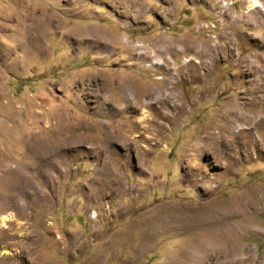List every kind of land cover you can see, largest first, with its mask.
Listing matches in <instances>:
<instances>
[{
    "label": "rangeland",
    "instance_id": "1",
    "mask_svg": "<svg viewBox=\"0 0 264 264\" xmlns=\"http://www.w3.org/2000/svg\"><path fill=\"white\" fill-rule=\"evenodd\" d=\"M258 1L0 0V264H264ZM165 79L183 110L143 131L117 87Z\"/></svg>",
    "mask_w": 264,
    "mask_h": 264
},
{
    "label": "bare ground",
    "instance_id": "2",
    "mask_svg": "<svg viewBox=\"0 0 264 264\" xmlns=\"http://www.w3.org/2000/svg\"><path fill=\"white\" fill-rule=\"evenodd\" d=\"M247 3H248V7L251 9V10H257L258 8H262V5H260L259 1L258 0H247ZM259 10V9H258ZM38 33V32H37ZM39 36V35H38ZM63 36V35H62ZM101 38L102 42V47H108L112 40L109 39L107 36H101L99 37ZM92 42V41H90ZM95 42V41H94ZM154 46V45H153ZM98 47V46H97ZM157 47V45H156ZM159 47V46H158ZM33 48V47H32ZM132 48V47H131ZM136 48V47H134ZM138 48V47H137ZM141 48V47H140ZM144 48V46H143ZM34 49V48H33ZM138 50V49H137ZM144 50V49H143ZM146 50V49H145ZM140 52V51H139ZM148 52V51H147ZM146 52V53H147ZM155 52V51H154ZM158 53V52H157ZM151 57V56H150ZM159 64V65H163V61L161 63H156V65ZM200 64V63H199ZM174 66V65H173ZM172 69V68H171ZM169 71H171L170 69H167V72H168V75L169 77L172 78V80H174L175 76L172 74H169ZM168 77V78H169ZM166 80V81H165ZM164 80V84L163 86L159 87V88H155V89H150L148 92H146V94H139L137 91L133 90L131 88V84L132 83H126L125 81L123 83H121L118 87H117V91L119 92L120 95V98H121V104L123 106L122 110L121 111H128V110H131V111H137V110H141V113H140V116L138 117V124L141 126V129L143 131H151V127L152 125L154 124V117L153 115L148 111V109H154L159 117L162 119V120H166L167 118H172L174 116V114H178L180 111L183 110V102L181 101L180 99V96L179 94L176 92V87H175V81H167V79ZM101 84V83H100ZM102 87V86H101ZM103 88V87H102ZM105 88V87H104ZM107 89V88H106ZM94 90V89H93ZM104 91V90H103ZM92 92V91H91ZM105 92V91H104ZM94 93V91H93ZM107 93V92H105ZM103 96V95H102ZM105 98V97H104ZM110 100V99H109ZM107 101V100H106ZM104 102V101H103ZM104 104V103H103ZM111 105V104H110ZM109 105V106H110ZM100 106V104H99ZM115 106V105H114ZM96 107V106H95ZM121 107V106H120ZM118 108V107H117ZM119 112V111H118ZM120 113V112H119ZM116 116V115H115ZM118 116V115H117ZM127 116V115H126ZM132 116V115H131ZM135 116V115H134ZM158 117V118H159ZM128 118V117H127ZM125 119V118H124ZM132 119V118H131ZM135 119V118H134ZM133 120V119H132ZM107 122V121H106ZM105 123V122H104ZM117 123V122H116ZM110 124V123H109ZM115 124V123H114ZM159 126L163 129V125H160ZM115 127V126H114ZM119 127V125H118ZM139 127V126H138ZM117 128V127H116ZM119 129V128H117ZM121 129V128H120ZM167 129V127H166ZM108 130V129H107ZM112 130V128H111ZM109 131V130H108ZM122 131V129H121ZM113 132V131H112ZM117 132V131H115ZM156 133V132H155ZM109 134V136H108ZM107 136L112 140H114V138L116 137V133H108ZM164 134V133H163ZM47 135V134H46ZM61 133L59 130H57V132L54 134V135H49V137H37V140L39 141L38 142V145H39V151L40 152L38 154L40 155H36V156H32V167L35 168L36 170L38 171H46L47 169H57L58 168V164L55 163L53 160H51V156H53L54 154L57 153V151L60 148L59 146V142H58V139L61 137L60 136ZM119 135V134H117ZM122 135V134H121ZM161 135V134H160ZM167 135V134H166ZM209 135V134H208ZM139 137H142L141 138V141L140 142H143L144 145H146L147 148H149L151 146V143H150V140L149 138H145L143 136H139ZM208 137V136H206ZM211 137V136H210ZM64 138V137H63ZM151 138V137H150ZM209 138V137H208ZM61 139V138H60ZM69 139V137H68ZM72 139V138H71ZM70 139V140H71ZM117 139V138H116ZM119 139V138H118ZM117 139V140H118ZM212 140L215 139V136H212L211 137ZM34 140V139H32ZM36 140V139H35ZM122 140V139H121ZM120 140V141H121ZM109 141V140H108ZM116 141V140H115ZM130 141V140H129ZM209 141V140H208ZM34 142V141H33ZM68 142V141H67ZM125 143V142H124ZM62 144V142L60 143ZM154 144V143H153ZM34 145V144H33ZM32 145V146H33ZM70 145V144H69ZM125 145V144H124ZM140 145V144H139ZM155 145V144H154ZM205 145V144H204ZM31 146V147H32ZM35 146V145H34ZM62 146V145H61ZM66 147V146H64ZM198 147V143L197 142H194L193 145H191V148L189 149L190 151H194L196 150V148ZM33 148V147H32ZM201 148V147H200ZM34 149V148H33ZM32 149V150H33ZM63 149V148H62ZM61 149V150H62ZM36 150V149H35ZM34 151V150H33ZM32 151V152H33ZM38 151V150H37ZM93 151V150H92ZM35 152V151H34ZM33 154V153H32ZM27 165V163L25 164ZM29 165V164H28ZM27 165L28 168H32L31 166L29 167ZM32 168V169H33ZM18 169L16 168H12L10 167L9 165H5L4 167H2V172L3 174H13V175H17V172ZM264 197V196H263ZM5 217H2L1 218V223H3L5 221ZM248 251V249H246ZM245 253V250L243 247L239 248V247H236L234 249V252H233V256L237 257V259L240 258L241 254ZM242 256H241V259L239 260H242Z\"/></svg>",
    "mask_w": 264,
    "mask_h": 264
}]
</instances>
